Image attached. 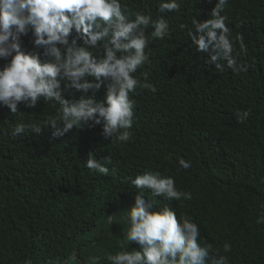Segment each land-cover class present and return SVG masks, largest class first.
I'll return each mask as SVG.
<instances>
[{"label":"trees","instance_id":"16d2710c","mask_svg":"<svg viewBox=\"0 0 264 264\" xmlns=\"http://www.w3.org/2000/svg\"><path fill=\"white\" fill-rule=\"evenodd\" d=\"M215 2L180 0L178 12L161 14L158 0H122L130 12L165 15L170 26L163 40H150L148 62L135 74L143 81L140 73L147 72L156 90L130 94L136 119L128 143L104 139L100 125L53 138L46 122L55 109L43 101L32 109L20 105L17 115L0 108V264L28 257L45 264L72 250L79 257L72 264H88L91 255L109 264L104 255L127 243L123 217L136 192L127 178L146 170L173 176L177 188L192 195L175 201L146 192L153 208L168 204L178 217L192 216L200 242L227 256L228 264H264V223H257L264 212V0H228L222 13L247 47L240 62L248 71L239 74L206 64V54L188 37L192 19H206ZM22 39L30 49V33ZM233 46L239 51L238 43ZM63 94L80 95L74 89ZM103 98L101 89L96 99ZM237 110L251 115L238 123ZM21 122L43 130L11 136ZM89 154L110 158L109 175L86 167ZM179 158L192 166L181 169ZM135 247L129 242V250Z\"/></svg>","mask_w":264,"mask_h":264},{"label":"clouds","instance_id":"9594fccd","mask_svg":"<svg viewBox=\"0 0 264 264\" xmlns=\"http://www.w3.org/2000/svg\"><path fill=\"white\" fill-rule=\"evenodd\" d=\"M228 0H216L206 19L193 18L188 37L197 53H204L205 63L223 71H248L240 62L247 54L242 34L235 37L223 15ZM180 0H158L161 14L178 12ZM185 25H180L184 29ZM149 29L151 31L149 32ZM31 48L24 46L29 36ZM170 35L165 15L153 19L144 11L130 12L122 0H0V108L17 115L19 106L35 108L41 101L55 109L46 124L52 137L64 136L74 127L101 126L104 139L128 143L136 119L135 101L130 98L137 88L150 89L148 73L135 74L148 62L145 49L150 40ZM234 42L239 51L234 50ZM63 83V88H62ZM74 89L79 98H65L63 92ZM104 91L102 100L96 93ZM91 92V94H89ZM250 110H237L235 118L244 123ZM41 124L16 123L13 137L40 134ZM110 158L89 154L86 167L109 175ZM181 169H189V160L178 159ZM116 168L111 169L113 175ZM136 189L134 202L123 217L126 225L121 250L104 255L109 264H228V257L211 245L200 242V228L188 214L177 215L168 204L158 209L145 199V193L164 200H191L190 192L178 189L171 175L146 170L127 178ZM264 209V203L260 205ZM257 223H264V212ZM129 242L137 247L128 249ZM231 245L223 244V252ZM211 254V255H210ZM79 259L76 250L66 259L49 258L45 264H72ZM101 257L89 256L88 264H99ZM22 264H33L31 257Z\"/></svg>","mask_w":264,"mask_h":264}]
</instances>
